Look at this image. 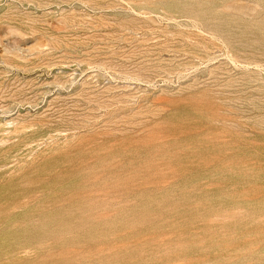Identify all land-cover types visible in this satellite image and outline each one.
<instances>
[{
    "label": "rangeland",
    "instance_id": "rangeland-1",
    "mask_svg": "<svg viewBox=\"0 0 264 264\" xmlns=\"http://www.w3.org/2000/svg\"><path fill=\"white\" fill-rule=\"evenodd\" d=\"M0 264H264V0H0Z\"/></svg>",
    "mask_w": 264,
    "mask_h": 264
}]
</instances>
